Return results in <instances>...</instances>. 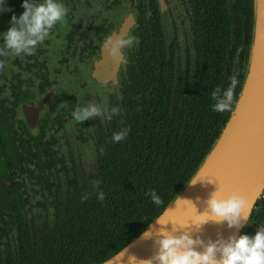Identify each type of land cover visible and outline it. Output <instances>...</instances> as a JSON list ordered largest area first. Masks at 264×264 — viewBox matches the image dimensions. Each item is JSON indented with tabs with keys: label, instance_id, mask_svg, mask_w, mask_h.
<instances>
[{
	"label": "flooded vegetation",
	"instance_id": "flooded-vegetation-1",
	"mask_svg": "<svg viewBox=\"0 0 264 264\" xmlns=\"http://www.w3.org/2000/svg\"><path fill=\"white\" fill-rule=\"evenodd\" d=\"M63 2L64 21L31 54L0 57V264H21L23 249L54 232L77 184L118 148L112 133L127 127L132 143L136 129L147 128L156 93L169 105L164 117L185 114V123L211 98L216 24L229 25L219 30L218 70L232 107L246 70L252 11L250 28L242 26L234 0L217 18L211 0ZM115 33L134 38L126 64L103 47ZM89 102L118 106L119 114L76 122L71 112Z\"/></svg>",
	"mask_w": 264,
	"mask_h": 264
},
{
	"label": "trees",
	"instance_id": "trees-1",
	"mask_svg": "<svg viewBox=\"0 0 264 264\" xmlns=\"http://www.w3.org/2000/svg\"><path fill=\"white\" fill-rule=\"evenodd\" d=\"M211 1L215 18L227 13L226 0ZM7 4L9 10L0 14V31L8 26L10 15L19 10L20 0H7ZM234 4L243 18L241 25L250 28L252 0H234ZM216 25L211 32L215 56L214 72L209 77L213 78V90L222 83L218 66L225 56L219 30L229 28L228 24ZM157 98V93L151 97L147 128L138 126L132 143L128 137L120 141L118 148L104 157L102 166L77 184L66 209L59 212L54 232L45 235L42 244L23 249L21 264H98L143 230L173 198L202 160L229 113L219 116L212 109L211 97L199 100L197 112L185 123V114L181 117L174 112L164 117L169 105L165 108ZM94 181H99L95 189ZM152 189L163 201L160 206L151 203L147 193ZM96 191L105 193L103 201L96 199ZM85 193L89 195L81 199ZM258 224H264V192L241 232H254Z\"/></svg>",
	"mask_w": 264,
	"mask_h": 264
},
{
	"label": "clouds",
	"instance_id": "clouds-1",
	"mask_svg": "<svg viewBox=\"0 0 264 264\" xmlns=\"http://www.w3.org/2000/svg\"><path fill=\"white\" fill-rule=\"evenodd\" d=\"M20 6L22 11L19 14L13 12L8 19V26L0 31V57L31 54L49 37L53 27L64 21L68 13L63 0H20ZM8 10L7 0H0V14ZM133 39L131 36L115 33L105 38L103 47L108 56L117 63L126 64L125 49L132 45ZM235 84L236 80L233 78L230 87ZM211 97L214 111L224 112L231 109L232 94L229 89L217 87L211 92ZM119 111L118 106L106 110L101 104L89 102L86 105H77L71 116L80 123L91 117L110 119L118 115ZM128 132L127 127L119 128L112 133L111 141L116 143L124 140ZM188 182L195 181L190 179ZM98 183L99 181L93 182L94 189ZM147 194L153 205L160 206L163 203L154 189ZM88 195L89 193H85L81 199H86ZM95 195L97 200H104L103 191H96ZM245 203V197L239 190L222 192L216 189L206 197L205 209L197 211L192 205L194 214L185 220H173L171 217L160 219L163 215L161 212L160 216L152 220L156 225L171 222L172 229L158 227L153 232L150 223L140 237L154 239L155 252L151 257L142 259L128 255V264H264V224H258L251 233H230L227 237L217 236L207 241L192 234L193 229H198L207 222H223L228 228L242 227V222L247 221L249 216V212L244 210ZM124 252V249H120L115 254L117 264Z\"/></svg>",
	"mask_w": 264,
	"mask_h": 264
},
{
	"label": "water",
	"instance_id": "water-1",
	"mask_svg": "<svg viewBox=\"0 0 264 264\" xmlns=\"http://www.w3.org/2000/svg\"><path fill=\"white\" fill-rule=\"evenodd\" d=\"M190 179L195 182H188ZM216 189L222 192L239 190L246 200L244 210L249 212L248 220L264 192V0H252L249 55L233 107L194 172L161 211L160 219L185 220L194 214L192 205L197 211L204 210L206 197ZM248 220L242 222L240 228H228L223 222H207L193 229L192 234L205 241L217 236L227 237L230 233H240ZM150 223L153 232L158 227L168 230L173 227L171 222L156 225L151 219L144 229ZM143 230L120 248L125 252L119 264H128V255L138 259L153 255L156 244L152 238L140 237ZM118 251L98 264H117L115 254Z\"/></svg>",
	"mask_w": 264,
	"mask_h": 264
}]
</instances>
